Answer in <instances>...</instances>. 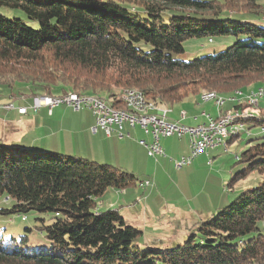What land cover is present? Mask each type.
<instances>
[{
  "label": "trees",
  "instance_id": "1",
  "mask_svg": "<svg viewBox=\"0 0 264 264\" xmlns=\"http://www.w3.org/2000/svg\"><path fill=\"white\" fill-rule=\"evenodd\" d=\"M254 1L242 10L226 0H0V85L25 84L21 96L100 95L114 108L124 107L123 89L134 88L172 106L201 85L264 75V4ZM213 36L234 41L179 57L184 42ZM242 108L233 103L231 110ZM250 115L237 119L243 130L264 129V112ZM252 141L236 156L247 166L226 185L252 171L259 181L164 248L150 245L155 240L141 246L144 232L117 208L96 209L107 188L141 183L132 172L0 143V196L12 200L0 215L49 216L24 228L30 235L38 229L33 239L0 237V264H264V137Z\"/></svg>",
  "mask_w": 264,
  "mask_h": 264
},
{
  "label": "rangeland",
  "instance_id": "2",
  "mask_svg": "<svg viewBox=\"0 0 264 264\" xmlns=\"http://www.w3.org/2000/svg\"><path fill=\"white\" fill-rule=\"evenodd\" d=\"M248 1L250 0H226V3L248 10L251 8ZM254 2L264 4V0ZM261 24L264 26V18ZM233 41L232 36H213L210 41L207 38L191 39L184 42L185 49L179 57L191 59L217 52ZM25 87H27L25 84H18L11 89L0 85V143L9 147L21 145L24 149L47 151L65 156L76 155L94 160L99 164H108L132 172L141 183L148 181L146 186L141 187L139 183L135 187L124 190L109 187L98 198L96 205V209L101 211L119 209L126 223L145 231L139 238L141 246L148 245L145 243L152 242L151 240H155V244L150 245L160 248L182 243L186 239L184 236L194 227L193 221L198 219L197 216L200 217L199 211L191 213V209L198 208L197 206L204 208L205 199L209 203L221 200L219 205L222 208L242 190L254 186L260 179V174L252 171L246 177L238 179L232 188L228 189L226 185L235 173L247 166L246 162L238 161L236 156H241L242 151L248 147V140L253 139L252 143H255L264 137V131L258 126L243 130L239 138L230 143L226 142V138L225 143L216 149H207V153L192 159L190 167L188 164L177 168L173 165V160L177 153L188 151V147L186 150L187 137L172 136L166 139L161 137L160 144L165 150V155L150 157L147 155L146 148L139 144L138 139L142 138L149 142L151 135L135 131L131 132V138L118 139L117 135H112L110 139L93 138L84 126L91 120L94 123V116L89 109L82 108L75 111L70 106L60 104L55 106L56 113L51 116L49 107L44 110L40 109V106L34 109L36 97L21 96L17 92L27 90ZM258 87L264 88V75L255 73H246L235 80L225 79L220 84L212 86L203 85L202 87L201 85L196 88V93L190 92L181 102L172 105L173 114L184 112L191 117L202 110H211L214 102L201 101V92L208 91L201 89H212L224 97L241 92V98H244ZM147 100L154 103L159 110H166L159 108L161 104ZM241 105L242 111L247 113H263L264 96L259 99L256 106L249 105L247 102ZM224 106L226 107V104ZM19 107H25L27 111L20 114ZM167 109L172 108L168 106ZM168 118L171 119L172 116L164 117L165 120ZM193 195L197 197L188 201ZM147 196H149L148 199H146ZM11 204L12 200H5L3 196H0L1 207H10ZM164 205L170 208L167 214L163 212ZM146 210L148 212L144 216L143 211L146 212ZM48 217L45 213L35 212L28 213L25 220L22 219V214L0 215V237L18 239L22 234L30 235L24 228L40 225L41 218L47 220ZM37 232V228H32L30 237L35 238Z\"/></svg>",
  "mask_w": 264,
  "mask_h": 264
},
{
  "label": "built area",
  "instance_id": "3",
  "mask_svg": "<svg viewBox=\"0 0 264 264\" xmlns=\"http://www.w3.org/2000/svg\"><path fill=\"white\" fill-rule=\"evenodd\" d=\"M264 96V92L257 93L249 99H239V103H251L253 106L258 104V100ZM127 101L136 102L135 112H118L114 106H107L102 99L97 98H77L73 94H64L60 97H36L34 99V109L41 105H45L51 109L54 106L65 104L70 106L75 111H79L82 108L89 109L94 116V125L91 128L92 132H95L98 128L102 129L106 135H110L113 127L119 133V136H123L122 129L126 125L130 128L138 127L144 134L151 135L152 139L149 143L145 140H140L139 143L146 148L147 155L150 157H156L157 155H163L164 150L160 144L161 137L177 136L178 138L187 137L189 153L180 157L176 161V166L181 168L184 165L189 164L193 158L205 153L207 149H213L220 145V136L225 131L224 117L212 118L208 117L207 121L197 125H184L180 123L169 122L164 119L166 114L152 113L138 114V107L144 104L142 100H133L131 98H124ZM212 101L219 109H222L225 102H221L217 99H203V102ZM27 109L25 107H19V113H25ZM233 113H227V115ZM184 117V112L181 113ZM161 116V117H159ZM232 130H236V133L243 130V124H237L232 127ZM261 130H264L263 128ZM129 135V131L125 132ZM148 181L140 183L141 187L148 185Z\"/></svg>",
  "mask_w": 264,
  "mask_h": 264
},
{
  "label": "crops",
  "instance_id": "4",
  "mask_svg": "<svg viewBox=\"0 0 264 264\" xmlns=\"http://www.w3.org/2000/svg\"><path fill=\"white\" fill-rule=\"evenodd\" d=\"M199 96V95H198ZM201 100V99H200ZM202 101V100H201ZM225 104H226V107L225 106H223L222 107V109H219V108H217L216 107V105L213 103V106H212V109L211 110H209V111H206V110H202L199 114H197V115H194V116H191V117H189V116H187L186 115V113H184V117H182V115H181V113L180 114H173L174 113V108L172 107V106H170L172 109L170 110V109H167V107L168 106H165V105H160L159 106V108L160 109H162V108H165L166 109V112H165V114H166V117L167 116H172V118L170 119V118H168V120L167 121H169V122H174V123H182V124H185V125H197V124H200V123H204V122H206L207 121V118L208 117H212V118H217L218 116H220L221 114H226V113H229L230 111H233V109L231 110V107H232V104L233 103H231V102H225ZM224 104V105H225ZM47 108V106H45V105H41L40 106V109H42V110H44V109H46ZM230 108V109H229ZM49 109V108H48ZM55 106L54 107H52L51 109H49V111H50V115L51 116H53L54 115V113H56L55 112ZM168 110V111H167ZM158 113H160V114H163V112H162V110H159L158 111ZM20 114H22V113H20ZM94 125V123H93V120H91V121H88V123H86L84 126H85V128H86V130L87 131H89V133H90V135H92V137L93 138H97V137H100V138H102V137H105V138H108V139H110L111 137H112V135H117V138L118 139H123V138H131V132H142L143 133V131L141 130V129H139L138 127H133V128H130V127H128V126H124L123 127V129H122V134H124L123 136H119V133H118V131L116 130V128L115 127H113V130L111 131V133H110V135H106V133L102 130V129H100V128H98L95 132H92L91 131V128H92V126ZM127 131H129V135H126V133L125 132H127ZM151 137V136H150ZM170 137H172V136H170ZM163 138H169V137H163ZM182 138V137H181ZM151 139H152V137H151ZM140 140H143L142 138H140V139H138V142L140 141ZM146 141V140H145ZM151 141V140H150ZM149 141V142H150ZM149 142H147L146 141V143H149ZM140 144V143H139ZM141 145V144H140ZM142 146V145H141ZM162 146V145H161ZM187 147H188V141L186 142V150H187ZM162 148H163V146H162ZM213 149H216V148H213ZM163 150H164V148H163ZM168 150V149H167ZM189 153V147H188V151H186V152H179V153H177L176 155H175V159L173 160V165H175V167H177L176 166V161L180 158V157H182V156H185V155H187ZM207 153V152H206ZM163 155H165V150H164V154ZM163 155H161V156H163ZM188 165V164H187ZM192 165V162H190L189 163V167ZM185 166V165H184ZM178 168V167H177ZM197 196L196 195H193V197H191V199H189L188 201H191V200H193V199H195ZM149 198V196H147L146 197V199H148ZM223 199V198H222ZM220 201L221 200H217L215 203H212L213 201H210V203L205 199V207L204 208H202V207H200V206H197L198 208H195V209H191L190 211H191V213L193 212V211H199L200 212V217L199 216H197L198 217V219H196V220H194L193 222L194 223H197V222H200V221H202V220H204L205 218H207L209 215H211V214H213L218 208H220ZM190 203V202H189ZM163 212L164 213H168L169 212V209L170 208H168L167 206H163ZM168 209V210H167ZM174 209H176V208H174ZM180 209V208H179ZM118 211L120 212V210L118 209ZM147 212H148V210H146V212L145 211H143V215L144 216H146V214H147ZM162 212V211H161ZM175 212V211H174ZM121 213V212H120ZM189 213V212H188ZM121 215H122V213H121ZM123 216V215H122ZM138 216V215H137ZM136 216V217H137ZM124 217V216H123ZM188 218H189V215L187 216ZM125 219V218H124ZM192 222V223H193ZM194 223H193V225H194ZM143 231V230H142ZM144 233H145V231H143Z\"/></svg>",
  "mask_w": 264,
  "mask_h": 264
},
{
  "label": "bare ground",
  "instance_id": "5",
  "mask_svg": "<svg viewBox=\"0 0 264 264\" xmlns=\"http://www.w3.org/2000/svg\"><path fill=\"white\" fill-rule=\"evenodd\" d=\"M264 92V88L263 87H258L255 91L251 92L249 95L244 96V98H241V92H236L235 94L228 96V97H224L219 95L217 92L215 91H202L200 94V99L203 101V99H217L220 100L221 102H231V103H236L238 102V98L239 99H249L252 98L253 95L257 94V93H261ZM67 94H73L74 96H76L77 98H97V99H102L103 102H105L107 104V106H112L105 98L98 96V95H80L77 93H67ZM52 97H60L59 96H52ZM121 101L124 105L123 108H115L118 112H135L136 109V102H132V101H127L124 98H131L133 100H142L144 104H141L138 107V114H147L148 112H152V113H158L159 109L156 108L155 104L148 101L146 99V96L144 93H142L141 91L137 90V89H126L123 91L122 95H121ZM259 102V100H258ZM249 105H253L251 103H248ZM217 108H219V106H216ZM253 107V106H251ZM163 114H165L166 110H162ZM230 113V112H229ZM250 115V112H245V111H240V110H234L233 113L227 115L226 114H221L218 117H224V124H225V131L222 132L221 136H220V145L222 143H225V139L228 138V136H230V134H235L236 130H232V127L237 126V124H240L241 122L237 121L238 118L240 117H247ZM252 115V113H251ZM250 115V116H251Z\"/></svg>",
  "mask_w": 264,
  "mask_h": 264
}]
</instances>
